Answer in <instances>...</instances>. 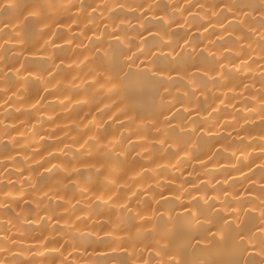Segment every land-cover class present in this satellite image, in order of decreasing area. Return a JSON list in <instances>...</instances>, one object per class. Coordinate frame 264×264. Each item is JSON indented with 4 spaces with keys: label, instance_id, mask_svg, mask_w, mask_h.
Returning a JSON list of instances; mask_svg holds the SVG:
<instances>
[{
    "label": "bare ground",
    "instance_id": "bare-ground-1",
    "mask_svg": "<svg viewBox=\"0 0 264 264\" xmlns=\"http://www.w3.org/2000/svg\"><path fill=\"white\" fill-rule=\"evenodd\" d=\"M0 264H264V0H0Z\"/></svg>",
    "mask_w": 264,
    "mask_h": 264
}]
</instances>
